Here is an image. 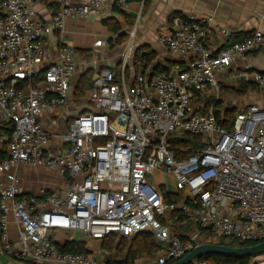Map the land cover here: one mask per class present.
<instances>
[{
    "label": "built area",
    "instance_id": "built-area-1",
    "mask_svg": "<svg viewBox=\"0 0 264 264\" xmlns=\"http://www.w3.org/2000/svg\"><path fill=\"white\" fill-rule=\"evenodd\" d=\"M37 1L0 0V116L10 128L0 129L3 252L32 264H168L195 247V237L183 242L167 224L177 211L209 231L207 243L264 241V108L242 109L228 129L202 101L219 99L220 75L260 50L264 33L256 30L215 54L205 43L213 17L185 16L159 36L173 63L150 76L153 66L143 62L128 76L135 57L132 31L119 57L120 73L96 72L86 94L88 108L60 131L80 56L75 46L63 45L55 57L47 40L54 32L63 34L72 18L106 14L109 0H62L49 22L37 17ZM116 2L121 8L127 0ZM219 31L231 36L227 29ZM105 44L104 39L94 43ZM252 74L264 85L263 73ZM43 118L56 131L44 127ZM185 135L203 136L207 143L187 154L174 146ZM21 165L55 170L65 185L25 194ZM154 175L167 193L183 197L167 202L160 187L148 181ZM60 231L101 241L111 234L121 240L150 231L162 248L155 256L124 263L122 255L103 259L90 247L63 251L56 237ZM250 264H264V253L250 257Z\"/></svg>",
    "mask_w": 264,
    "mask_h": 264
},
{
    "label": "crops",
    "instance_id": "crops-1",
    "mask_svg": "<svg viewBox=\"0 0 264 264\" xmlns=\"http://www.w3.org/2000/svg\"><path fill=\"white\" fill-rule=\"evenodd\" d=\"M61 1L38 0L34 5L37 17L43 22H49ZM116 3V0H109L108 11L104 15L72 18L67 22L63 34L52 33L47 44L54 56H58V50L63 45H72L77 48L79 53L84 52L83 55L79 54V64L83 62V56L87 57V53L91 52L94 55V59L92 60L90 57L88 63L91 68L115 71L119 64V57L127 46L129 33L136 31L133 53L135 54L140 48L152 49L157 53V62L166 65L167 62L172 61V56L159 43L161 32L176 24V19L192 14L213 17L214 20L205 43L215 54L228 44L250 38L256 30H261L264 33V0H127L125 6L121 8ZM173 16L175 19L172 18ZM109 18H113L119 23L121 28L119 34L124 33L126 41L118 43L119 34H113L104 23L105 19ZM221 28L231 31V36H224L219 31ZM111 38L112 42H109ZM99 39H104L106 44L95 47L94 43ZM253 72L264 74V46L258 51L240 57L220 75V98L224 108H237L240 111L252 104L264 108V85L255 80ZM131 74L134 72L132 71ZM74 95L75 90L72 86L68 104L63 108V114L60 116V131L69 127L79 111L88 108V104L79 105L80 103ZM1 123L0 116V128ZM43 124L48 129H54V131L57 129L51 125L47 118H43ZM4 147L5 145L0 141V153ZM18 174L20 185L25 194H37L42 189L55 192L61 190L65 185L64 176L55 170L43 167L21 165L18 168ZM150 177H152L153 184L159 186L164 194L167 193L159 175ZM11 235L13 239H17L13 226ZM56 237L62 247L71 242L79 243L84 245L86 250L87 247L92 248L103 259L122 255L117 253V245L121 241L118 238L115 249L105 251L102 249L103 241L84 237L80 233L60 231ZM0 264L32 263L8 257L3 252V244L0 239Z\"/></svg>",
    "mask_w": 264,
    "mask_h": 264
},
{
    "label": "trees",
    "instance_id": "trees-1",
    "mask_svg": "<svg viewBox=\"0 0 264 264\" xmlns=\"http://www.w3.org/2000/svg\"><path fill=\"white\" fill-rule=\"evenodd\" d=\"M174 17V16H173ZM183 17V16H182ZM105 25L108 26L109 30L113 34H119L121 28L119 23L113 19H105L104 21ZM126 35L119 34L117 41L118 43H122L126 41ZM109 42H112V38L109 39ZM239 42V41H235ZM234 43V42H233ZM81 55H83L84 52H80ZM79 53V54H80ZM91 52L87 53V56H91ZM173 59L170 62H167L166 65H162L161 63H158L157 68L155 69V72H159L162 70H166L172 63ZM146 63V66H151L155 62H157V53L152 49H146V48H140L136 51L134 61L131 66L127 68V75L130 76L132 71L136 74L139 71V64L140 63ZM121 65L118 64L115 71L117 73H120ZM103 71L101 69H95L91 68L86 70L84 73H82L74 87L75 90V98L79 102L85 97V94L87 91L92 90L94 88V75L96 72ZM75 79V78H74ZM74 83V80L73 82ZM73 86V85H72ZM202 101L205 104L206 110L210 106L214 107V112L216 115V119L218 123L228 129H231L234 123V120L236 118L237 113L239 110L236 108L233 109H226L223 106V101L221 98L218 100L214 97H205L202 99ZM241 111V110H240ZM2 119V118H1ZM1 130H4L6 132H10V128L2 120L1 123ZM207 141L203 136H196V135H185L183 138H180L179 140H176L174 142V146L178 148H185L187 151H189L187 154L197 152L201 150L205 145ZM165 200L167 202L170 201H177L183 197V195H172L170 193L164 194ZM186 223V224H185ZM171 230L174 232L173 227L178 226L179 230L183 229V226L185 227V230L187 233L191 232L192 234H178L183 242L189 241L192 237L195 235V231L198 232V237H195L194 246L205 243L210 236V233L208 230L201 228L200 225L196 224L193 220L187 218L181 211L174 212L171 220L167 223ZM180 226V227H179ZM259 242L255 241H240L237 239H224L221 238L219 240V244L223 245H229V246H253L258 244ZM117 245V236L116 234H111L107 236L103 242H102V249L105 251H113ZM63 251L75 253V252H85L87 251L85 249L84 245L77 244L75 242H71L66 244L65 246L61 247ZM162 248V245L156 241L154 235L150 231H141L137 233L136 235H133L131 237H124L121 239V241L117 245V253L122 254V259L124 263H132L139 259H141L145 255L149 256H155L156 253ZM198 260H207L211 262L212 264H250V257H229V256H219V255H204L200 258H197ZM174 262H170L168 264H173Z\"/></svg>",
    "mask_w": 264,
    "mask_h": 264
},
{
    "label": "water",
    "instance_id": "water-1",
    "mask_svg": "<svg viewBox=\"0 0 264 264\" xmlns=\"http://www.w3.org/2000/svg\"><path fill=\"white\" fill-rule=\"evenodd\" d=\"M158 66V62L152 67V76L155 73V69ZM59 244V243H58ZM62 247V245H61ZM264 253V241L259 242L253 246H229L219 243H201L194 247L184 258L174 262L173 264H191L197 258L204 255H219V256H229L234 258L239 257H252Z\"/></svg>",
    "mask_w": 264,
    "mask_h": 264
},
{
    "label": "rangeland",
    "instance_id": "rangeland-1",
    "mask_svg": "<svg viewBox=\"0 0 264 264\" xmlns=\"http://www.w3.org/2000/svg\"><path fill=\"white\" fill-rule=\"evenodd\" d=\"M90 57L92 58V60L94 59V55H91V56H87V57H84L83 56V58H84V60H83V62H80V64H79V68H78V71H77V74H76V76H75V79H74V83H72V85H73V88L75 87V85H76V83H77V81H78V79H79V77H80V75L82 74V73H84L87 69H90L91 67L88 65V63H89V59H90ZM157 64V62H155L152 66H155ZM95 69H97V68H95ZM219 98H220V96H219ZM79 105H85V104H87V102H86V98L84 97L82 100H80L79 101ZM237 109V108H236ZM238 110V109H237ZM148 181L149 182H151L152 181V177H149L148 178ZM172 185V184H171ZM186 224V223H185ZM180 227V226H179ZM186 227V226H185ZM185 227L183 226V229L182 230H179V228H178V226H174L173 227V230H174V232L175 233H178V234H192L191 232H189V233H187V231L185 230ZM198 232L199 231H195L194 233H195V235H194V237H196L197 235H198ZM199 236V235H198ZM197 236V237H198Z\"/></svg>",
    "mask_w": 264,
    "mask_h": 264
}]
</instances>
